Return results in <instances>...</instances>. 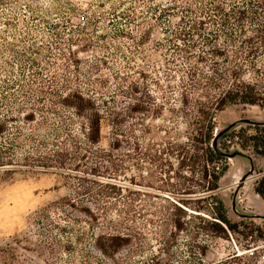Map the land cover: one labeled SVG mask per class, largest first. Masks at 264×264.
<instances>
[{"label":"rangeland","instance_id":"rangeland-1","mask_svg":"<svg viewBox=\"0 0 264 264\" xmlns=\"http://www.w3.org/2000/svg\"><path fill=\"white\" fill-rule=\"evenodd\" d=\"M178 1L175 13L169 12L171 0L0 3V264L146 261L162 248L161 238L172 226H159L149 214L144 215L154 224L143 215L136 222L118 216L116 209L124 208L130 195L124 187L149 193L130 195L139 207H171L155 195H168L172 187L165 183L178 179L169 180L174 173L160 171L141 152L150 145L158 149L168 135L183 140L186 121L236 82L264 101V31L259 26L264 10H256L257 0ZM184 4L189 23L187 40L179 45L186 51H181L174 46L173 31ZM214 5L221 10L209 9ZM145 31L149 35L143 38ZM23 85L33 90L23 92ZM77 89L95 98L103 113L110 112L100 146L118 159L115 163L125 168L121 172L112 174L109 163L92 154L85 160L55 154L63 151L60 143L69 135L82 138L83 119L58 102ZM61 120L70 134H51ZM257 124H264V106L236 102L218 111L213 125L253 131ZM115 140L118 150L110 147ZM229 150L216 193L238 230L219 237L191 218L188 231L176 232L168 262L178 264L191 249L197 258V245L205 244V263L238 252L241 261L264 264V238L254 231L264 222V200L255 192L264 157L237 144ZM170 160L176 166V159ZM106 183L121 186V194H112ZM109 234L132 241L109 257L97 247Z\"/></svg>","mask_w":264,"mask_h":264},{"label":"trees","instance_id":"trees-1","mask_svg":"<svg viewBox=\"0 0 264 264\" xmlns=\"http://www.w3.org/2000/svg\"><path fill=\"white\" fill-rule=\"evenodd\" d=\"M6 1L0 0V3H5ZM185 2L187 3L188 1ZM257 4V7H255L257 11L258 8L264 10V0H257ZM171 6L173 7L169 12L175 13L181 8L178 0H171ZM12 8H15V5ZM151 9L153 8L151 7ZM209 9L221 10L218 5H214L213 8L210 7ZM188 12L189 8L184 4L181 14L175 15L177 23L173 35L177 43H174V46L181 51H186V49H183V45L181 47L179 45L180 41L187 40ZM259 26L264 31V20L259 23ZM147 35H149L148 31H145L143 38H146ZM37 52L35 51V53ZM63 84L64 82H61L60 85ZM22 87L23 92H27L28 88L33 90L32 86L26 88L23 85ZM246 87L242 81L240 83L236 82L233 87H229L223 93L214 96L213 99H209L208 103L202 105L205 108L199 107L197 109L199 115L186 121L188 130L182 135L181 138L183 140H170L173 137L168 135L163 143H159L161 147L158 149H154L150 145L149 151L141 152L144 158L149 159L150 163L158 167L160 171L165 173L173 172L174 175H169V180L173 177L178 179L177 183H172L171 181L165 183L172 187L171 190H166L168 195L163 197L155 195L158 198L169 201L172 204L171 207L163 205V208H161L152 203L150 204L153 206L151 209L139 207L131 202L135 201L136 197H130V195H138L143 191L124 187L130 195L127 197L124 208L116 209L115 212H119L118 216L123 217L125 221L136 222L141 215L144 217V214H149L159 219V226L163 227L168 222L172 226V229L169 230V235L161 238L163 240L162 248L152 253L141 264H172L168 261L173 257L171 251L176 245L177 235L175 234L176 232L180 234L188 231V220L191 218L200 219L204 225L210 227L214 235L219 237L227 238L229 231L238 230L239 223L230 218L223 199L216 192L219 189L221 177L228 169L226 159L231 152L229 150L231 146L237 144L243 149H252L256 154L264 157V124L255 125L253 131L247 127L233 130L215 129L213 124L216 113L232 103L243 102L264 106V101H261L262 99L258 95L248 91ZM39 90L43 91L41 88ZM58 102L73 109V115L83 119V121H80L78 126V130L82 134V138L78 140L69 135L70 128L66 120H61L57 127L51 128V134L53 135L62 136L64 132L69 135L60 143L63 151L56 150L55 154L58 156L70 155L72 158L81 160L90 158L92 154L94 157L108 162L112 174L124 170L125 168L121 164L115 163L118 159L108 152H102L100 146L102 140L106 138L104 129H106L112 119L109 115L110 112L106 111V113H103L95 98L86 95L78 89L60 97ZM53 103L56 104L54 101ZM116 130L119 129L116 128ZM175 134L178 136V133ZM60 144H58L59 147ZM119 146L116 140L110 144V147L116 150L120 148ZM172 157L176 159V166L170 160ZM165 166L168 169H165ZM161 180L164 182V179ZM105 185L112 189V194L116 195L121 194L123 189L116 184L106 183ZM255 192L264 199V175L255 186ZM143 194L149 193L143 192ZM144 218L148 224H154L155 220L152 218L146 216ZM254 231L260 238H264V222L262 225H257ZM159 232H163V230L161 229ZM159 232L155 231V233ZM130 235H133V233ZM131 241L132 239L129 236H122L121 234L103 235L99 238L97 247L104 255L113 257L121 248L129 245ZM197 248L199 257L196 258V254L191 249L187 257L177 259L179 261L178 264H249L241 261L242 256L238 252L230 254L225 259L205 263V257L207 256L206 245L199 244Z\"/></svg>","mask_w":264,"mask_h":264},{"label":"water","instance_id":"water-1","mask_svg":"<svg viewBox=\"0 0 264 264\" xmlns=\"http://www.w3.org/2000/svg\"><path fill=\"white\" fill-rule=\"evenodd\" d=\"M235 155V153L231 154V156Z\"/></svg>","mask_w":264,"mask_h":264},{"label":"crops","instance_id":"crops-1","mask_svg":"<svg viewBox=\"0 0 264 264\" xmlns=\"http://www.w3.org/2000/svg\"><path fill=\"white\" fill-rule=\"evenodd\" d=\"M260 196V195H259ZM261 197V196H260ZM262 200H264L262 197H261Z\"/></svg>","mask_w":264,"mask_h":264}]
</instances>
